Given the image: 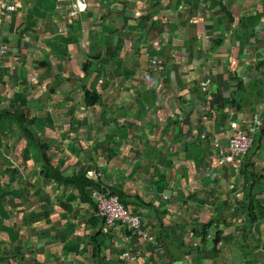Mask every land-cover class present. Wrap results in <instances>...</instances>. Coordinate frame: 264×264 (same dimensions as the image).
Wrapping results in <instances>:
<instances>
[{"label": "crops", "instance_id": "1", "mask_svg": "<svg viewBox=\"0 0 264 264\" xmlns=\"http://www.w3.org/2000/svg\"><path fill=\"white\" fill-rule=\"evenodd\" d=\"M215 1L232 12L233 27L238 16L264 10V0ZM76 2L0 0V44L9 45L7 57L0 62V109H24L30 118H38L39 124L35 122L32 128L48 146L51 166L65 176L78 174L84 168L101 171V181L122 190L126 208L138 211L144 229L153 239L160 236L161 241L149 243L131 237L122 224L107 227L94 206L80 199L75 186L54 182L45 175L40 155L35 148H28L18 126L0 119V216L4 218L0 224V264H264V258L256 253V261H246L235 239H243L256 252L264 253V219L247 230L238 224L239 231L232 232L237 227L235 217L230 218L235 216V191L230 189V185L235 189V179L226 178L234 167L219 165L213 147H200L196 161L188 150L191 139L187 137L196 138L202 125L213 132L210 120L193 115L194 122L188 126L170 124L184 119L192 103L204 98L178 89L182 81L175 79L176 72L187 80L186 89L200 87V78L214 73L221 75L223 89L228 91H233L237 77L245 87L256 79L264 86V80L257 75L264 69L259 68V61L264 60V16L257 33L246 35L243 43L247 49L238 55L235 30L227 29L224 12H219L218 5L211 7L209 0H86L84 11L77 10L73 4ZM9 4L15 5L14 11L8 9ZM219 17L223 19L220 25L216 21ZM151 20L158 25L151 24L150 37L149 26L145 25ZM171 22H177L176 30L169 29ZM116 25L120 30L113 27ZM222 25L229 41L212 50L209 28L216 36ZM197 36L200 47L191 52L190 41ZM118 40H123L119 52L123 60L112 57L105 64L104 75L118 72L121 80L108 82L103 74L98 77L102 63L84 64L92 55L101 53L102 43L114 51L115 45L109 47V43ZM151 47L161 52V58L171 61L168 69L164 65L160 72H152V80L143 75L155 88L157 104L146 110L148 116L145 111L138 116L142 92L133 91L132 85L136 90L140 86L127 77L132 71H126L130 66L126 60L133 58V80L139 78V73H144L143 65L154 56L148 57ZM215 51L220 53L219 59ZM167 73L170 83L164 79ZM176 92L181 98L175 97ZM123 94L132 100L131 110L136 115L122 114ZM20 103L23 105L18 106ZM241 112L248 116L243 118L245 124L255 113L262 115L264 98L254 103V109L247 106ZM262 122L264 131L263 116ZM178 133L182 138L177 141ZM218 135L214 137L219 139ZM251 160L254 167L249 169L264 176V151ZM217 175L221 179H213ZM218 187L219 197L212 202L210 194ZM259 187L264 190V183L256 185L255 191ZM223 214L229 216L226 221L221 219ZM209 220L215 221L213 225L222 231L223 238L216 246L211 244L210 226L202 252L209 253L207 250L213 247L216 257L209 260L210 255L202 254L195 259L186 247L194 237V228ZM176 231L185 240L180 258L169 254L177 242L173 235ZM124 253L137 255V260L125 259Z\"/></svg>", "mask_w": 264, "mask_h": 264}, {"label": "trees", "instance_id": "2", "mask_svg": "<svg viewBox=\"0 0 264 264\" xmlns=\"http://www.w3.org/2000/svg\"><path fill=\"white\" fill-rule=\"evenodd\" d=\"M209 2H210L211 7H216L217 5L220 6L219 12L220 11L224 12V14L226 16L224 21H227L228 25L226 27L229 30V27H230L231 22H232L233 17H234L232 12L228 9L227 6L225 7V4H222V3L215 1V0H209ZM73 4H75V3H73ZM263 16H264V10L262 12L244 13L243 14L241 20H239V21L243 22V26L245 27V35H254V33H257L258 23L261 22ZM150 18L148 20H150ZM222 20L223 19H220V17H219V19L216 21L218 23L222 24V22H220ZM151 22H152V20L150 21V24L147 23L145 25V26H149V29H151L153 27V25H156V23L153 24V22L152 23ZM151 24H153V25H151ZM113 27L116 28L117 31L120 30L119 29L120 27H118L117 25L113 26ZM132 27L133 26H131V28ZM162 30H163V27H162L161 31ZM145 33H146V31H145ZM211 37H213V36H211ZM245 39H246V37L243 40H241V42L245 41ZM213 42H215L217 44L216 49L221 47L222 43H223V41H221V39L214 40ZM122 43H123V40H118L116 43H109V47H112L115 45L114 51L108 50L109 48L107 49L108 50L107 54H109V53L111 54V55L109 54V56H110L109 58L102 57L103 54L98 53V54L92 55L90 57V61H87L86 64H84V65L91 66L92 62H94V61H96L97 64H100V63L103 64V61L108 60L106 62V63H108L110 61L109 59H111L112 57L118 58L119 52H120L121 47H122ZM1 44H4V43H1ZM6 45L9 47L8 44H6ZM211 49L214 50V47L212 46ZM7 55H5V57H7ZM5 57H4V59H5ZM151 59H153L155 61H161V59H158L157 57H154V56ZM205 63H209V62L206 61ZM128 67H129V69L126 67V71L131 69L130 71H132V72L129 73L127 75V77H130L129 80L131 82H135L137 84V86H140L136 90L135 86L132 85V89L134 92H136V94H138V92H140V91L142 92V93H139V99L140 100L143 99L146 101V99H147L146 95H150V94L155 95V88L153 87V85H149V87H146L144 84L142 85V81H145L143 78L144 73H142V74L139 73V78H136L133 80L134 71L136 70V67L132 66V64H130V66H128ZM148 67L153 70V65L151 62H148ZM261 67H264V60L259 61V68H261ZM132 68L134 69V71ZM257 75H259V77H261L264 80V69H263V71L258 72ZM176 76L179 77L178 74H176ZM131 77H132V80H131ZM204 81H206L204 84L201 83V85L203 84V87L202 86H200V87H202V88L206 87L207 85H209V83H208L209 81L211 83L216 81V85H217L216 91L219 92V96H217L218 98H216L217 100L216 99L214 100L215 104H211L208 100L207 111H209V112H212V108L214 105H218L220 107V109L223 107L226 109L225 113L229 114L230 116H233V114H234L233 109L234 108H235V111H239V112L242 111L241 107L243 105L245 107L251 106V108L254 109V105L253 106L251 105L252 102L251 101L247 102L246 97H244V95L249 94V95H255V97L264 98V86L262 85V81L259 79L252 81L248 86L245 87V85H243V81L239 77H237L235 79L236 85L234 84L233 91H231V90L228 91L226 86H225L226 89H223L220 74H219V76L215 75V73L210 74L209 78H205ZM196 87L198 88V86H196ZM145 88H148V89L144 90ZM179 89H183L184 93H186V94L188 93L189 95H192L193 93H195V92H192V87H190L189 89H186L185 87L180 86ZM224 91L226 93L225 95H224ZM228 92H229V94H228ZM206 95H207V93H206ZM226 95L229 96L228 100H226V98H225ZM198 96H203V94H199ZM234 96H235V98H234ZM19 97L22 99V103L24 104V99H23L22 94ZM204 100H205V98H203L202 102ZM206 101H207V99H206ZM261 102L262 101H259V103H261ZM23 104L20 103V105H18V106H22ZM257 105L258 104H256L255 107ZM149 109H150V107L146 108L147 111ZM262 116L264 119V113H262L261 118H262ZM185 117L190 118V116H188V115H186ZM238 117H240V116H238ZM238 117L236 115V119H232V120L227 119L225 121V123H222V120L216 118L214 115V123H212L213 128L210 127V129H213V132H210V135L213 138L211 139V136L207 135L206 132H209V131H206L205 135H204V131H201V132L197 133L196 138L192 137L191 142H187V147H189L188 150L191 151L192 159L194 158V161H196V157L201 153L200 147H214V145H213L214 141H218L220 143V145H224L226 143L225 139H223V138L217 139L214 136L218 135V133H219V135H224V133L226 132L224 130H226L228 128L230 129V123L231 122L238 123L240 126V129L242 131L247 132L246 124L242 123V122H246V121L244 119H242L239 122H237ZM31 118L29 116V113H25L24 109H21V110L17 109L16 111H10L8 108L0 109V119L9 120L13 124H16L19 128V132L21 133V135L26 140L28 148H35L37 150L38 154L40 155L41 160L43 161L44 173L46 176L51 178L52 181L58 182V183H63L64 185L75 186L78 189V196L80 197V199L82 201H84V200L89 201L94 206V209L96 210L97 213H98L97 204H96V201L94 200V198L92 197V191L96 188L104 190V191H109L110 193L117 195L119 197V199L121 200L122 204L124 205V207H126V204H127V201L125 198L126 196L124 195L122 190H120L118 188H112L111 186H107L106 184H104L100 180L97 181L95 179L88 178L87 177V171H88L87 168L86 169L84 168L78 174H74L71 176H65L61 171H58L57 169L53 168L51 166V159L49 158L48 154L46 153L48 146L45 145V142L43 141V139L40 138L37 135L36 131L32 128V125L35 122L37 124H39L38 118H34V117L32 119ZM253 120H254V115L251 117V121H249L248 123L253 122ZM185 121H186L185 123H187L188 120H185ZM228 121H230L229 124H228ZM177 122L170 121V124L173 126H178L179 122L178 123ZM262 124H263V122H262ZM258 132L262 133V138H263L264 131L261 128L255 133V135L253 137V143H251V146L249 147L247 153L241 157V159H242L241 162L236 161V163L240 162V163H238L239 172H240L241 176H244L246 178V183L242 184L241 188H239V190H238L237 186H235V189H234V186L230 185V189L233 188L234 191L237 189L239 192L240 197L233 201V203H234L233 208L235 210V215H237V213H239L245 219V221H243L242 227H245L246 230L249 228L248 226H252L253 224L258 222L259 220L264 219V198H259V195H264V193L263 192L257 193L255 191V186L258 184H261V183H258V180L263 179L264 176L261 174L255 173L254 171L249 169V167L250 168L254 167V163L251 160V156L249 155V151L251 150L252 147L255 146V144L257 142L256 137H257ZM181 138H182L181 133H178L175 140L178 141V140H181ZM213 150H215V149L213 148ZM215 153H217V152H215ZM218 163H219V159H218ZM224 165L225 164H221V166H224ZM231 166L236 167V165H231ZM246 167H248V168H246ZM247 169H249V170H247ZM246 201H247V204L249 205L248 207H246L244 204V203H246ZM197 204L199 206V203H197ZM230 208H231V206H230ZM255 209L258 210V212H255L256 211ZM252 212H254V213H252ZM134 213L139 214L138 211H136ZM229 213L231 215H234V212L231 210ZM231 217H234V216H231ZM141 221H142V219H141ZM142 224H143V221H142ZM211 224H212L211 221H209L207 223H203V224L199 225L198 227L194 228V237H197L199 239V244L201 246H202V244L206 243L205 240L208 236V229L211 226ZM127 232L129 233V236L134 237V238L136 237V236L131 235L130 231L127 230ZM222 235H223V233L221 230H216L215 235H210V237L212 238L211 244L213 243L216 246L219 242V239L223 238ZM136 238H138V237H136ZM230 238L231 237L229 236V238H227V239L230 240ZM158 241H161L160 236H157L156 238H154V242H152V243H158ZM244 242L245 241L242 239V241H240V243L238 242V244H240L241 252L245 256L248 257L249 253L244 252V248H247L248 245H246ZM202 247H203L202 251H205V247L204 246H202ZM207 251L209 253H206V252L196 253L195 252L194 255H192V253H190V252L189 253L192 256H194L195 259H197L198 257H201L202 254H204L205 256L210 255L211 258H209V260H211L213 257H216L215 253L217 251L215 248L212 247L210 250H207ZM255 253H256V251L252 254H255Z\"/></svg>", "mask_w": 264, "mask_h": 264}, {"label": "rangeland", "instance_id": "3", "mask_svg": "<svg viewBox=\"0 0 264 264\" xmlns=\"http://www.w3.org/2000/svg\"><path fill=\"white\" fill-rule=\"evenodd\" d=\"M161 2H163L164 0H160ZM234 13H235V11H234ZM238 19L237 20H235V25H234V27L233 26H231L230 25V27H229V30L230 29H232L233 28V30H232V32L234 31V37H236L237 38V40H238V45H237V47H236V49H237V51H238V55H239V53L240 54H242V53H244V51H246V49H247V46L243 43V42H241V40H243L245 37H246V35H245V27L243 26V22L242 21H239V20H241V16H238L237 17ZM118 20L119 19H121V18H117ZM214 21H215V19H213ZM118 22V21H117ZM118 23H120V22H118ZM218 23V22H217ZM117 25H119V24H117ZM156 25H158V23H156ZM219 25H220V23H219ZM228 24H226V26H227ZM169 26V29L171 28L172 30H176V28H177V22H171V24L170 25H168ZM126 27H127V24H126ZM224 27H223V25L218 29V35H216V36H214V30L213 29H211V28H209V36H213V38L210 40V44L214 47V50L216 49V46H217V44L215 43V42H213L214 40H217V39H221V41H223V39H224V41L223 42H228L229 41V35H228V33H225V30L223 29ZM153 29L151 28V29H149V32H150V37L153 35ZM202 33L203 32H201V38H203V35H202ZM196 39H200L198 36H197V38H193V41H190V51L191 52H193V51H197V49H198V47H200V40H197L196 41ZM195 41V43H193ZM162 42H164V41H162ZM103 44V46L101 45V47H102V49L100 50V52L103 54V56L102 57H107V58H109L110 56L108 55V54H105V52L107 51L106 49H107V45L106 44H104V43H102ZM93 45V49H94V47H95V43L94 44H92ZM220 48V47H219ZM148 53H149V55H148V57H151V56H155V57H157V58H160L161 59V61H155V60H153V59H151L149 62H151L152 63V65H153V70L152 69H150L149 67H148V64H144L143 65V72H144V74H145V76H146V78L147 79H149V80H152L153 78L151 77V75H152V72H160L163 68H164V65H167V69H168V67H169V61H171L169 58H166V59H163V58H161V52H158L157 51V49L154 47V48H149V50H148ZM215 54H218L217 56H216V58L217 59H219V56H220V53L218 52V51H215L214 52ZM119 59H122V58H120V56L118 57ZM170 58H172V57H170ZM172 59H174V58H172ZM110 60V59H109ZM123 60V59H122ZM130 60H133V58H130V59H127L126 60V63H129V64H133L132 62H130ZM108 60H106V61H103V64L102 65H100L99 67H98V77L101 75V74H103V77L102 78H105V79H107V81L108 82H111L112 80H115V81H118V79H119V82H120V80H121V78H119V76H120V74H118V72L117 73H114V74H106V75H104V73H106V71H107V66L105 65V63L107 62ZM210 62H212L211 60H209ZM120 62V61H119ZM145 62V60L143 61V63ZM216 65H218V68H220L221 69V67H219L220 65H219V63L218 62H216L215 63ZM136 65V64H135ZM181 68L180 67H177V70H180ZM201 69L203 70V71H206V67H204V66H202L201 67ZM210 69V68H209ZM167 71V70H166ZM169 71V70H168ZM182 73V72H181ZM207 73V72H206ZM117 74H118V77H117ZM176 74H177V72H176ZM208 74V73H207ZM124 75H125V73H123V77H124ZM179 75V74H178ZM216 75V74H215ZM205 77H206V74L204 75V76H202L201 78H200V81L204 84L206 81H204V79H205ZM164 79H165V82L166 83H170L169 81H171V79H170V77H169V73H167V76H164ZM177 81L179 80V81H182V83L179 85V87L181 86V87H184V86H186V83H187V80H183L182 78H181V76L179 75V77H177L176 76V78H175ZM114 81V82H115ZM217 81V80H216ZM216 81H214V82H208L209 83V85H207L206 87H204V88H202L203 87V84L202 85H200V86H202V87H192V92H195V93H199V94H203V96L202 97H204L205 98V100L203 101V102H201V101H198V102H196V103H192V105L190 106V112L187 114L188 116H191V119L189 118V117H185L184 119H182V118H180V120L178 121L179 123H182L181 124V127H184V126H188V124L187 123H189V124H192L193 122H194V120H193V115L196 117V118H200V119H204V118H208L209 120H210V122L211 123H214V115H215V117L216 118H218V119H221L222 120V123H225V121L227 120V119H229V120H232V119H236V115H237V117L239 116V115H241L240 117H238L237 118V120H242L244 117H248L247 115H246V112L244 113V112H239V111H235V108L233 109V116H230L229 114H227V113H225V108L223 107V108H221L220 109V107L218 106V105H214L213 106V108H212V112H209V111H207V107H208V105H207V102H208V100H209V102L211 103V104H215L214 103V100L216 99V98H218L217 96H219V92H217L216 90H217V86H216ZM207 83V84H208ZM142 84H145V85H147V87L149 86V83L147 82V81H144ZM214 86H216V87H214ZM179 87H178V89H179ZM227 91V90H226ZM206 93H207V95H206ZM188 94V93H187ZM226 93H225V91H224V95H225ZM228 94H229V92H228ZM122 97V99H121V103H120V109H121V111H122V114H127L128 116H133L134 114H133V111L131 110L132 109V100L130 99H128L129 98V96L128 95H122L121 96ZM126 97H128V98H126ZM146 97H147V99H146V101L145 100H141V105L139 106V112H137V115L138 116H140L142 113H144V111L147 113L146 114V116H148L150 113H148L147 111H146V108L147 107H150V109L149 110H152V109H154V107L156 106V104H157V99H156V97H155V95H146ZM175 97L176 98H181V96H180V93L179 92H176V94H175ZM244 97H246V100H247V102H252L251 103V105L253 106L254 105V103H257L258 101H263V98H261V97H255L254 95H249V94H247V95H244ZM225 98H226V100H228L229 99V96H225ZM234 98H235V96H234ZM206 99H207V101H206ZM217 100V99H216ZM198 103V105H196ZM198 106V107H197ZM115 107H117L116 105H115ZM242 109H244V110H246V107L243 105L242 107H241ZM199 109V110H198ZM108 113V112H107ZM111 114H113V112H111L110 113V115ZM136 115V114H135ZM258 117V118H261V113H255L254 114V118L255 117ZM185 120H188L187 121V123H185L186 121ZM175 122H177L176 120H174ZM108 122V120H105V123H107ZM177 122V123H178ZM206 125H202L201 126V128L200 129H198L197 130V133L198 132H201V131H204V135H205V132H206ZM231 132V130L228 128L227 129V131L224 133V135H219L218 136V138H223V139H226L227 137H228V135H229V133ZM207 133V135H209V136H211L210 135V132H206ZM169 136H170V133H169ZM192 137H193V135H191V137L189 136V137H187V139H192ZM196 137H197V135H196ZM213 137L211 136V139H212ZM256 144H255V146L254 147H252L251 148V150L249 151V155L251 156V158L253 157V156H258L259 154H261L262 153V151H264V138H262V133L261 132H258L257 133V137H256ZM262 146V147H261ZM241 160L242 159H240V162H241ZM262 161V160H261ZM240 162H238V163H240ZM238 163H236V167H234V168H231L232 169V171H229V173H228V177L226 178V179H230V180H232L233 179V177H234V179H235V186H237V188H238V190H239V188H241V185L242 184H245L246 183V178L244 177V176H241V174H240V172H239V165H238ZM219 175H220V173H218ZM219 175H217V176H215V177H213V179L215 178V179H221V177H219ZM233 176V177H232ZM258 183H264V178L263 179H259L258 180ZM238 190L236 189L235 190V199H237V198H239L240 197V195H239V192H238ZM218 191H221V189L218 187V189L217 190H215L214 192H211V194H210V198L212 197V202H213V200L215 201V198L217 197V195H218ZM225 192H228V191H225ZM256 192L257 193H259V192H263L264 193V190H262V188L261 187H259L258 188V190H256ZM218 197H219V195H218ZM259 198H264V195H259ZM228 200V199H227ZM229 201V203L231 204L232 203V201H231V199H229L228 200ZM245 204V206L246 207H248L249 205L247 204V201H246V203H244ZM233 205L234 204H232V207H233ZM256 210V209H255ZM187 211H188V209H187ZM186 211V212H187ZM254 211V210H253ZM255 212H258V210H256ZM252 213H254V212H252ZM5 217H7V216H5ZM235 217V224H237V227H235V231H232V232H238L239 231V229L240 228H238V224H239V227H242V224H243V221H245V219L243 218V216H241V214H239V213H237V215H235L234 216ZM229 218V216L227 215V214H223V218L221 217V219L222 220H227ZM230 218H231V216H230ZM192 219H193V215H191V218H190V220H191V223H193L192 222ZM3 220H4V218H2L1 216H0V224H2L3 223ZM210 221V220H209ZM212 221V220H211ZM215 222V221H214ZM214 222L212 221V224H211V228H210V232H213V231H215L216 230V228L214 227ZM175 224H177V225H179V226H181V225H183L182 223H175ZM249 227V226H248ZM176 228V227H175ZM250 228H252V227H250ZM253 229L256 231V232H258V229H257V227L256 226H253ZM174 230V229H173ZM6 232L8 231V230H5ZM148 232V231H147ZM209 232V235H211V233ZM248 233H249V235H251V232L250 231H247ZM173 235H174V239H176V243L174 244L175 246H173V248H170V252H169V254L174 258V256H175V254L180 258L181 257V253H182V251H184L185 249H184V246H185V240H184V235H181V233L179 232V231H176V232H174L173 233ZM149 236H150V233H149ZM151 237V236H150ZM152 238V237H151ZM236 239V241L237 242H239L240 243V241H241V239L240 238H235ZM198 238L197 237H194V238H192L191 240H190V243H189V245H187V247H186V249H187V251L188 252H190V253H192V255H194V253L196 252V253H199V252H201L202 250H203V247L199 244V242H198ZM152 242H154V239L152 238ZM150 243V242H149ZM250 245V244H249ZM247 246V248H244V252H246V253H249V257H247L246 256V259H248V260H246V261H250L251 262V258L253 259V260H255L256 261V258L253 256L254 254H252V253H254L256 250L255 249H253L251 246ZM180 246V247H179ZM3 253L5 252V251H2ZM136 252H137V250H136ZM136 252H134V254L136 253ZM131 254H133V253H131ZM239 254V251H237L236 252V255H235V259H236V256ZM256 254H257V256L258 257H261V258H264V253H262V252H256ZM253 256V257H252ZM130 257H133L134 258V261H136L137 259V255H134V256H131L130 255ZM174 260V259H173ZM131 261V260H130ZM133 261V260H132ZM194 261V260H193ZM192 261V262H193ZM172 263H173V261H172ZM191 264H196V262L194 261V263H191ZM199 264V263H198ZM203 264H204V262H203Z\"/></svg>", "mask_w": 264, "mask_h": 264}, {"label": "built area", "instance_id": "4", "mask_svg": "<svg viewBox=\"0 0 264 264\" xmlns=\"http://www.w3.org/2000/svg\"><path fill=\"white\" fill-rule=\"evenodd\" d=\"M75 5L77 10L84 11L87 9L88 3L86 0H77ZM8 9L13 11L15 5L9 4ZM8 52L9 47L6 44H0V62L3 61ZM261 128L262 118H258L257 116L254 118L253 122L246 124L247 132L242 131L238 123L231 122V132L225 139L226 143L220 145L218 141L213 142V148L215 152H217L216 155L219 159L218 164L236 165V161H240L241 157L247 153L251 143H253L255 133ZM87 177L101 181L103 173L97 169H91L87 171ZM92 197L96 201L98 215L104 220L107 227L122 224L130 231L131 235L141 238L144 241L152 242L149 233L143 228L139 214L131 212L124 207L117 195L96 188L92 191ZM123 257L125 259L134 260L128 253H124Z\"/></svg>", "mask_w": 264, "mask_h": 264}, {"label": "clouds", "instance_id": "5", "mask_svg": "<svg viewBox=\"0 0 264 264\" xmlns=\"http://www.w3.org/2000/svg\"><path fill=\"white\" fill-rule=\"evenodd\" d=\"M202 83V82H201Z\"/></svg>", "mask_w": 264, "mask_h": 264}]
</instances>
